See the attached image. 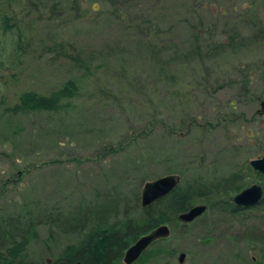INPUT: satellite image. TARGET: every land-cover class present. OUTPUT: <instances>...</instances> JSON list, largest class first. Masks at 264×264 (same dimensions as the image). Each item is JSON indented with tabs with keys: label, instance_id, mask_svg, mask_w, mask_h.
I'll return each instance as SVG.
<instances>
[{
	"label": "rangeland",
	"instance_id": "374dc122",
	"mask_svg": "<svg viewBox=\"0 0 264 264\" xmlns=\"http://www.w3.org/2000/svg\"><path fill=\"white\" fill-rule=\"evenodd\" d=\"M160 4L136 0L129 6L121 0L113 7L124 16L120 20L110 15L113 8L95 12L91 2L81 3L75 15L61 8L51 19L46 12L49 20L36 24V10L27 11L24 23L37 34L34 47L22 67L12 68L7 61L0 70V220L28 213L40 219V238L29 248V261L52 263V254L61 255L74 242L49 234L50 212L67 217L81 205L95 204L97 194L107 189L119 190L133 207L147 182L169 174L180 175L179 185L186 186L196 176L216 183L238 172L243 181L237 190L193 202L206 205V212L192 223L171 219L170 237L155 242L134 264H156L154 257L161 254L178 264H264V196L251 208L233 201L254 184L264 190V174L247 171L250 161L264 156V111L259 119L255 114L262 109L259 96L264 90L253 78L264 68V36L231 52L206 50L207 72L179 63L162 73L161 65L166 66L177 46L184 50L186 37L175 17L184 7L182 0ZM146 13L165 15L161 26L166 46L157 63L127 41L120 53L106 58L86 55L95 72L86 77L50 46L66 39L84 48L115 47L131 34L140 36L133 25L142 23L137 17ZM10 72L18 74L17 82L7 78ZM69 79L77 83L79 96L68 109L14 114L13 105L24 89L49 93ZM221 121L223 131L217 135L213 126ZM194 122L201 132L207 130L205 147L190 144L202 137L189 129ZM184 132L190 136L181 138ZM188 150L192 155L206 153V167L199 173L189 169L180 174L176 167L186 164L182 158ZM142 208L140 198L138 218Z\"/></svg>",
	"mask_w": 264,
	"mask_h": 264
},
{
	"label": "trees",
	"instance_id": "16d2710c",
	"mask_svg": "<svg viewBox=\"0 0 264 264\" xmlns=\"http://www.w3.org/2000/svg\"><path fill=\"white\" fill-rule=\"evenodd\" d=\"M0 0V70L7 65L10 67H22L25 59L28 58V52L31 51L36 42V30L24 23V18L30 8L36 11L37 20L54 17L62 8L73 11V15L79 12L81 3H94L93 10L98 9L111 10L115 4L120 5L121 0ZM136 0H124V3L130 6ZM152 3L154 0H148ZM169 0H161L160 7L165 6ZM183 9L175 13L178 25L186 37L183 47L177 46L167 61L166 66L161 65L160 72L166 73L169 67L174 64H189L202 67L205 62L206 50L234 51L247 44L254 45L257 40L264 36V0H182ZM119 7V6H118ZM118 8L111 10L112 16L120 20L124 18ZM147 10L144 9V12ZM17 12L19 14H16ZM22 12H26L22 14ZM59 15V14H58ZM57 15V16H58ZM150 13L137 17L142 23L128 24L133 25L140 36L131 34L125 37L127 40L118 42L115 47L107 46L105 48H84L75 45L71 41L63 39L62 41L50 42L53 51H57L62 58L68 61L76 70L83 71L86 77L94 75V70L86 59L90 57L106 58L113 53H120L126 45V42H133V45L149 54L152 60L157 63L160 54L165 51V31L162 29L163 13L154 14L151 18ZM159 16V17H158ZM151 18V19H150ZM173 18V17H172ZM222 20V24L218 23ZM49 41V40H48ZM175 44V43H174ZM48 47V46H47ZM86 50H91L86 52ZM48 51V49H47ZM179 52V53H178ZM88 53V54H87ZM180 59V60H178ZM196 59V63L193 61ZM5 66V67H4ZM255 82H261L258 87L264 90V68L257 69ZM18 74L10 72L7 78L13 82L18 81ZM250 76L247 81H251ZM6 83V81L4 82ZM251 84V83H250ZM79 96V87L74 80H67L57 89L49 93H41L33 89H24L19 93L17 101L13 105L14 114H29L35 112L59 113L68 109L72 101ZM264 100V94L259 96ZM257 116V115H256ZM261 115H258L260 118ZM233 119L236 117L233 116ZM193 121V120H192ZM222 121L215 124L214 132L219 135L222 133ZM221 125L220 127H217ZM196 122L192 123L191 130L196 129L202 134L198 140H191L190 144L205 147L208 140V133L201 132ZM209 128H213L211 125ZM190 130V131H191ZM224 136L230 138L229 130L224 129ZM190 134L184 132L181 138H188ZM240 136L237 138L239 140ZM232 139V137H231ZM190 151L183 153V160L186 166L180 168V174L189 169L196 170L198 173L206 167V153L198 155L189 154ZM190 167V168H189ZM248 168V166H247ZM184 169V170H183ZM250 171H252L250 169ZM213 179L214 176L212 177ZM207 181L205 177L196 176L186 186L178 188L166 198L152 204L147 208H142L141 217L138 218L137 209L140 206V198H136L135 206H131L128 198H124L119 190L107 189L105 194H97L95 204L81 205L78 209L70 213L67 217L62 214L53 215L47 218L49 234L54 236H67L74 238L73 243H69L62 251L61 255L52 254V263L46 259L40 261H29V248L39 241L42 225L38 217L28 213L26 216L13 215L4 217L0 220V264H122L125 252L140 237L158 228L161 225L168 224L174 217L191 207L193 202L206 199L212 194H222L227 190H237L238 183H241L240 173L231 174L230 177L222 181L221 177ZM223 182L230 188L224 187ZM209 199V198H208ZM53 230H57L54 232ZM57 234V235H56ZM167 239L159 240L165 242ZM159 252L157 250L156 256ZM51 257V256H49ZM156 258V264H178L174 257L163 259ZM43 261V262H42ZM180 263V262H179Z\"/></svg>",
	"mask_w": 264,
	"mask_h": 264
},
{
	"label": "water",
	"instance_id": "95a60500",
	"mask_svg": "<svg viewBox=\"0 0 264 264\" xmlns=\"http://www.w3.org/2000/svg\"><path fill=\"white\" fill-rule=\"evenodd\" d=\"M264 106V104H263ZM251 168L259 174H264V156L250 162ZM180 183L179 175H165L156 180L147 182L141 192V205L149 207L155 202L169 196L173 193ZM264 196L262 186L254 184L242 192L238 193L234 198V203L240 208H251L257 205ZM207 210L204 204L196 205L179 215V220L184 223H192ZM171 230L168 225H161L153 231L140 237L125 252L124 264H134L143 253L148 250L156 241L169 238ZM185 255L180 256V263H183Z\"/></svg>",
	"mask_w": 264,
	"mask_h": 264
},
{
	"label": "flooded vegetation",
	"instance_id": "af4514ba",
	"mask_svg": "<svg viewBox=\"0 0 264 264\" xmlns=\"http://www.w3.org/2000/svg\"><path fill=\"white\" fill-rule=\"evenodd\" d=\"M251 97H252V99H253L254 96H251ZM263 104H264V103H262V109H261L260 111H258V110L255 111V112H256L255 114H257V116L263 114V111H264V106H263ZM251 118H252V117H251ZM249 132H250V130H246L247 135H248ZM240 138H241V137H240ZM240 138H239V140H240ZM250 139H251V138H250ZM261 158H262V157H261ZM259 159H260V158H259ZM250 169L252 170V168H251L250 165L248 164V170H247V171L251 172ZM255 173H256V172L252 170L251 174H255ZM256 174H258V173H256ZM258 175H262V174H258ZM255 176H256V175H255Z\"/></svg>",
	"mask_w": 264,
	"mask_h": 264
},
{
	"label": "bare ground",
	"instance_id": "6f19581e",
	"mask_svg": "<svg viewBox=\"0 0 264 264\" xmlns=\"http://www.w3.org/2000/svg\"><path fill=\"white\" fill-rule=\"evenodd\" d=\"M147 208V207H146ZM8 217V216H7Z\"/></svg>",
	"mask_w": 264,
	"mask_h": 264
}]
</instances>
